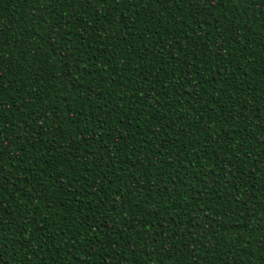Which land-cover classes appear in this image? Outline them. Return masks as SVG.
Listing matches in <instances>:
<instances>
[{
  "label": "trees",
  "instance_id": "trees-1",
  "mask_svg": "<svg viewBox=\"0 0 264 264\" xmlns=\"http://www.w3.org/2000/svg\"><path fill=\"white\" fill-rule=\"evenodd\" d=\"M264 0H0V264H264Z\"/></svg>",
  "mask_w": 264,
  "mask_h": 264
},
{
  "label": "snow or ice",
  "instance_id": "snow-or-ice-1",
  "mask_svg": "<svg viewBox=\"0 0 264 264\" xmlns=\"http://www.w3.org/2000/svg\"><path fill=\"white\" fill-rule=\"evenodd\" d=\"M260 246L264 247V240L260 241Z\"/></svg>",
  "mask_w": 264,
  "mask_h": 264
}]
</instances>
